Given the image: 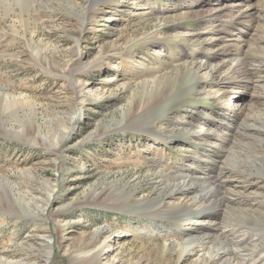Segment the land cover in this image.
<instances>
[{
  "label": "rangeland",
  "instance_id": "obj_1",
  "mask_svg": "<svg viewBox=\"0 0 264 264\" xmlns=\"http://www.w3.org/2000/svg\"><path fill=\"white\" fill-rule=\"evenodd\" d=\"M97 1L0 0V264H89L94 246L100 264H206L219 247L225 264H264V124L253 120L264 86L241 96L231 80L221 98L208 80L224 69L202 68L187 89V63L219 23L189 11L200 5ZM263 1L252 2L260 15ZM250 24L235 33L263 63L264 24ZM229 108L250 130L228 128ZM186 176L229 211H175Z\"/></svg>",
  "mask_w": 264,
  "mask_h": 264
},
{
  "label": "bare ground",
  "instance_id": "obj_2",
  "mask_svg": "<svg viewBox=\"0 0 264 264\" xmlns=\"http://www.w3.org/2000/svg\"><path fill=\"white\" fill-rule=\"evenodd\" d=\"M99 1H101V0H98L97 2H99ZM151 1L152 0H146V2L148 4H150L149 2H151ZM253 1L254 0H171V2L169 1L170 2L169 7L174 8V9H176L178 6L179 7L185 6V5L193 6L194 4H197L196 6L200 5V8L196 9L195 11H192V10H189V11L194 12L195 14L199 15L200 18H204V20L207 22H211L213 19L215 21H219L217 26H215L216 25L215 24L205 31L206 33H209L211 35V37H210L211 40L209 42H205V45L202 48V50H203L202 55L198 56V57L196 56L193 59L194 60L193 62L191 61V63H187V65H188V67L186 69L187 72L184 73L185 74L184 76L190 77L189 79L191 81V83L188 84L187 89H190L193 86H196L197 83H199V81L202 79V77H200L199 76L200 74L198 73V71L202 68L209 69L211 71V73L212 72L214 73L220 69H224L222 71L223 72L222 74H226V73L229 74V75H227L228 77L225 76L223 78L220 77L222 74H220L219 76H212L208 80L209 84L212 87H217L216 90L218 93L221 94V98L224 96L223 94L229 88V87H227V82H229L231 80L233 83L236 84V86H238V91L241 90V93H242L241 96H244L246 94H250L251 92L248 89H250L252 86H253V88L257 87V86L259 87L261 85L264 86V75L261 76V73L264 69V67H263L264 62L262 63L259 60H255L256 62H254L253 64L250 63L251 58H250V54L247 53L248 49H246V45L249 46L251 44L246 43L245 42L246 40L243 39L241 35H238L239 32L242 30L241 28L244 25L246 26V23H251V25H252L253 21L256 22L257 20H259L262 23V26L264 24V15L263 14L260 15L258 13V9H255V7L253 6V3H252ZM157 5H158L157 6L158 8L162 7V5L159 3H157ZM208 5L213 6V7L204 9V7L208 6ZM260 8H263V6ZM174 9H173V12H174ZM203 9H204L205 13H207V14L210 12L208 14V16H211L212 18H209V17L207 18L206 16H204L203 15L204 12H201ZM8 10H10V9H8ZM190 12H182V13H190ZM183 17H184L183 15L180 16L181 19ZM208 25H210V24H208ZM262 28H264V27H262ZM229 29H231V32L227 33ZM220 30H223V32L225 34H227L229 37H225V36L223 37L222 35H218V34L216 35L215 32H218ZM235 31L238 32V34H236ZM185 33H186V30H185ZM192 35H193V33H192ZM192 35L189 36V35L185 34V39L187 41H189V40L193 41L194 37ZM194 35L198 36L202 39L205 38V40L208 39V38H206L208 36H205L206 34L204 35V32H198ZM261 35L262 34H260V36ZM226 38H229V39H226ZM263 38L264 37L259 38L258 44L264 43V42H262V41H264ZM233 40L238 42L237 45L235 42H234L235 44L232 43ZM255 41H257V40H255ZM261 47L262 46H259V47H257V49H260ZM251 50H253V49H251ZM256 51H254V52H256ZM249 52H251V51L249 50ZM257 53H255V54H257ZM257 61H259V62H257ZM243 73H244L243 78H246V80H244L241 76ZM257 77H259V78L263 77V78L258 79ZM160 82L165 83V80L160 81ZM258 82H260V83H258ZM169 84H170V81L166 80V86H164V88L161 89L159 92L165 91V89L167 87H169ZM160 86L161 85L158 83L155 87H160ZM167 89L169 90L170 87ZM190 91H192V90H190ZM234 96H235V94H233V97ZM152 97H153L152 99H146L145 101L141 102V108H143V109L149 108V107L155 105L158 101L162 100V98H163V96L159 95V94L156 96H152ZM7 100L14 101V99H7ZM241 106L247 107L243 104H241ZM228 110H229L228 112H230V111L231 112L230 113H228V112L223 113V114H225L223 117L224 121H227L230 124L228 128H230V126H232V125H234V127L236 126V128L237 127L239 128V126L243 123V125H245L246 128H249V130H250L251 125L253 123H248L246 121H243L242 116H241V111H235L234 109H230V108ZM253 120L259 121V122L264 124V114L262 116L260 114L254 116ZM256 126L257 127H255V129L260 133V129H262V128L259 127V124L258 125L256 124ZM245 130H247V129H245ZM245 135H248V134H245ZM230 139L231 138L229 137L228 142H230ZM217 176L220 178L221 177L220 173H218ZM185 178H186L185 180L181 181L182 180L181 179L180 182L174 184L172 186L173 187L172 190L170 189L172 192H175L177 194L180 193L184 199V202H181L179 204L177 203L178 205L173 207V209L175 211L180 210L179 211L180 213H193V212L198 213L200 210H203L202 208L204 206H206L207 204H210L211 206H213L217 209L219 207L225 206V207H227L226 212L229 211L231 206L226 205L225 199H224L225 197L216 196L217 194L216 195L213 194L215 192V190H213V189H212V192L214 191L213 193L205 192L203 189L200 190L201 188L198 191V188L194 187L192 179L188 178L187 176ZM166 185H168V183ZM195 191H198V192H195ZM209 191H210V189H209ZM6 194H8V193L6 192ZM7 198H8V201H10V203H13L12 198L9 194L7 195ZM162 203H164V202H162ZM166 205H168V204H166ZM231 211H233V210H231ZM233 214H231V215H233ZM178 219H180V218H178ZM214 224L216 225L217 230H221V231L223 230L222 224L220 222H215ZM123 234H126V233L124 231H121L119 237L118 236H110L111 237L110 238V240H111L110 246L114 245L113 246L114 248L117 247V245H119V242H120L119 241L120 236H122ZM184 244L188 245L190 243L185 242ZM174 245H175V247H177V246H181L183 244L178 243V244H174ZM163 248H169V247H168V245L165 244V245H163ZM184 248H182V249H184ZM206 253L209 254V258H210L209 260L204 259V262L206 264H216L219 261L221 264L226 263L225 257L228 255L227 254L228 250L226 248H224V247L213 248L211 250H207ZM83 259H87L89 264H100V262L102 261V257L100 254L99 246H94L93 248H91L86 253V256H84Z\"/></svg>",
  "mask_w": 264,
  "mask_h": 264
}]
</instances>
